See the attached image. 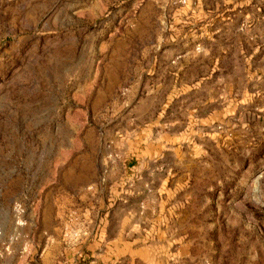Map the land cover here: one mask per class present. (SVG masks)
Masks as SVG:
<instances>
[{
	"label": "rangeland",
	"instance_id": "374dc122",
	"mask_svg": "<svg viewBox=\"0 0 264 264\" xmlns=\"http://www.w3.org/2000/svg\"><path fill=\"white\" fill-rule=\"evenodd\" d=\"M163 218L264 264V0H0V264H129Z\"/></svg>",
	"mask_w": 264,
	"mask_h": 264
},
{
	"label": "crops",
	"instance_id": "0c3cea01",
	"mask_svg": "<svg viewBox=\"0 0 264 264\" xmlns=\"http://www.w3.org/2000/svg\"><path fill=\"white\" fill-rule=\"evenodd\" d=\"M188 206L183 210L185 215L180 221H184L194 215ZM126 217L119 220L118 228H120V231L124 229ZM132 221L134 222L135 220ZM132 221L130 220L129 225H131ZM160 222H163L162 229L145 230L146 235L141 233L142 238L124 240L122 236L120 240L116 239L115 248L112 251L105 250L104 257H109L110 259L114 257L116 262L119 259L121 261L127 260L129 264H134V262L137 264H201L200 254H196L192 248L196 238L190 235L186 239V234H172L170 229L165 227V219H161ZM134 232H138V229ZM178 237L180 238L178 239ZM172 241H180L181 243L172 249Z\"/></svg>",
	"mask_w": 264,
	"mask_h": 264
}]
</instances>
